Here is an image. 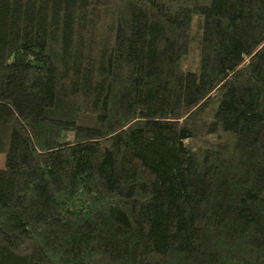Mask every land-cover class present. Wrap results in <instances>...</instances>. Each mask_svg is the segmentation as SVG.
<instances>
[{"label":"trees","instance_id":"obj_1","mask_svg":"<svg viewBox=\"0 0 264 264\" xmlns=\"http://www.w3.org/2000/svg\"><path fill=\"white\" fill-rule=\"evenodd\" d=\"M0 155V264H264V0H0Z\"/></svg>","mask_w":264,"mask_h":264},{"label":"rangeland","instance_id":"obj_2","mask_svg":"<svg viewBox=\"0 0 264 264\" xmlns=\"http://www.w3.org/2000/svg\"><path fill=\"white\" fill-rule=\"evenodd\" d=\"M193 26H195V23H194ZM4 158H5L4 155H0V167H3L4 166Z\"/></svg>","mask_w":264,"mask_h":264}]
</instances>
